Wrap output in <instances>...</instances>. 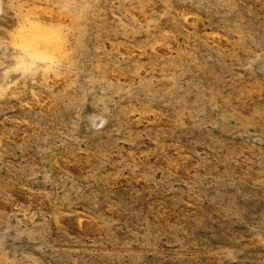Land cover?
I'll return each mask as SVG.
<instances>
[{
    "label": "rangeland",
    "instance_id": "obj_1",
    "mask_svg": "<svg viewBox=\"0 0 264 264\" xmlns=\"http://www.w3.org/2000/svg\"><path fill=\"white\" fill-rule=\"evenodd\" d=\"M0 264H264V0H0Z\"/></svg>",
    "mask_w": 264,
    "mask_h": 264
}]
</instances>
